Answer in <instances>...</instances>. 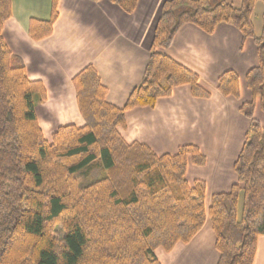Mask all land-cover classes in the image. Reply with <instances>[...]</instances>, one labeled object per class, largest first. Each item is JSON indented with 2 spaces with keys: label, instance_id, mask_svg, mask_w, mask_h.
Returning a JSON list of instances; mask_svg holds the SVG:
<instances>
[{
  "label": "trees",
  "instance_id": "obj_1",
  "mask_svg": "<svg viewBox=\"0 0 264 264\" xmlns=\"http://www.w3.org/2000/svg\"><path fill=\"white\" fill-rule=\"evenodd\" d=\"M106 1L127 15L138 4ZM257 1L264 4L241 0L235 8L224 0L166 1L142 80L124 106L106 101L107 90L89 65L72 79L84 126L59 128L47 141L35 112L46 92L28 79L21 59L9 51L2 32L12 0H0V264H160L158 249L169 253L187 244L207 219L217 264H253L257 240L264 235V122L253 116L256 102L264 114V17L259 39L252 23ZM57 5L58 0H50L48 20L30 21L32 40L51 36ZM222 24L254 41L258 65L245 76L252 100L239 110L250 125L233 166L237 181L228 192L213 195L206 208L205 184L186 180L189 164L205 162L197 147L156 156L145 145L127 144L119 129L125 128L128 111L151 109L177 87L188 86L193 98L209 99L198 77L163 51L186 25L209 35ZM217 90L238 98V76L224 72ZM93 168L97 179L78 186L74 176L84 177Z\"/></svg>",
  "mask_w": 264,
  "mask_h": 264
},
{
  "label": "crops",
  "instance_id": "obj_2",
  "mask_svg": "<svg viewBox=\"0 0 264 264\" xmlns=\"http://www.w3.org/2000/svg\"><path fill=\"white\" fill-rule=\"evenodd\" d=\"M166 1L138 0L136 9L127 15L106 0H58L52 36L35 43L27 34L29 21L49 19V0H13L3 38L23 62L28 79L40 82L45 89V101L35 108L44 138L59 126L84 125L72 79L88 65L106 88V101L117 108L124 106L142 80ZM224 1L235 8L241 5V0ZM258 32L259 27L254 26L255 36ZM163 54L197 75L209 99L193 98L188 86L175 88L153 108L127 112L125 128L119 133L126 143L145 145L156 156L174 155L182 146L197 147L205 162L202 166L189 164L186 180L205 184V203L209 205L214 194L226 193L236 183L233 165L249 127L239 109L252 100L245 76L258 65L256 46L252 39L243 40L230 25H219L209 35L186 25ZM226 71L239 78L238 100L217 91V79ZM254 115L263 119L259 112ZM214 243L207 219L189 243L178 244L169 253L158 251L156 257L160 264H217ZM253 264H264V235L257 240Z\"/></svg>",
  "mask_w": 264,
  "mask_h": 264
},
{
  "label": "rangeland",
  "instance_id": "obj_3",
  "mask_svg": "<svg viewBox=\"0 0 264 264\" xmlns=\"http://www.w3.org/2000/svg\"><path fill=\"white\" fill-rule=\"evenodd\" d=\"M12 3H13V0H12ZM49 3H50V0H49ZM11 17H12V7H11ZM263 17H264V4L261 2V1H257L255 4H254V8H253V14H252V23L254 22V25H253V30H254V26H255V28L256 27H259V32L258 33H260L259 34V36H255V38H257V39H259L260 37H261V35H262V22H263ZM11 19V18H10ZM9 19V20H10ZM255 19V20H254ZM8 20V21H9ZM31 20H37V19H30V21ZM30 21H29V23H30ZM57 21V20H56ZM56 21H55V23H56ZM55 23H54V25H55ZM54 25H53V27H54ZM28 29H29V25H28ZM28 29H27V34H28ZM3 33V32H2ZM52 34H53V31H52ZM52 34H51V36H52ZM255 35V34H254ZM28 36H29V34H28ZM51 36H49V37H47V38H44V39H41V40H32L30 37V39H31V41H33V42H35V43H38V42H41V41H43V40H46V39H48V38H50ZM4 39V38H3ZM5 41V40H4ZM6 43V42H5ZM7 45V44H6ZM167 50V49H166ZM10 51V50H9ZM11 52V51H10ZM164 52V51H163ZM12 55H14V54H12ZM150 55V54H149ZM15 56V55H14ZM17 57V56H16ZM17 58H19V57H17ZM20 59V58H19ZM149 59V58H148ZM89 66V65H88ZM87 67V66H86ZM84 69V68H83ZM82 69V70H83ZM81 70V71H82ZM77 75V74H76ZM75 75V76H76ZM222 75V74H221ZM220 75V76H221ZM74 76V77H75ZM197 76V75H196ZM219 76V77H220ZM73 77V78H74ZM218 77V78H219ZM239 79V78H238ZM218 80V79H217ZM181 87H183V86H181ZM177 88H179V87H177ZM74 89V88H73ZM247 89V88H246ZM218 91V90H217ZM74 92H75V90H74ZM172 94V93H171ZM171 96V95H170ZM169 96V97H170ZM75 97H76V95H75ZM239 97H240V89L238 90V98H236V100H238L239 99ZM233 98V97H232ZM235 99V98H234ZM158 101V100H157ZM76 102H77V99H76ZM43 103V102H42ZM257 104H256V106H255V109H254V113H260V115H261V117L263 118V119H258L257 118V116L255 117V115L253 114V116H254V118H256L259 122H264V114L260 111V108H259V102H256ZM156 104V103H155ZM155 106V105H154ZM243 106V104H241L240 105V108ZM77 108H78V106H77ZM137 109V108H136ZM134 110V109H133ZM240 110V109H239ZM255 110H256V112H255ZM129 112V111H128ZM240 112V111H239ZM78 113H79V110H78ZM79 115H80V113H79ZM80 117H81V115H80ZM82 118V117H81ZM246 118V117H245ZM82 120H83V118H82ZM84 121V120H83ZM37 123H38V121H37ZM84 124H85V122H84ZM249 125H250V121H249ZM38 126H39V124H38ZM66 126H69V125H64V126H59L58 128H56L50 135H48L45 139L47 140V141H50L51 140V137H52V135L54 134V133H56V131L59 129V128H62V127H66ZM74 126V125H73ZM84 126V125H83ZM76 127V126H75ZM39 128H40V126H39ZM77 128H80V127H77ZM249 128V127H248ZM40 130H41V128H40ZM41 132H42V134H43V130H41ZM247 133V132H246ZM44 136V135H43ZM128 144V143H127ZM132 144V143H131ZM200 152V151H199ZM201 154V153H200ZM235 163V162H234ZM189 166V165H188ZM234 166V165H233ZM187 171V170H186ZM234 171V170H233ZM102 174V178H106L107 177V175H106V173H101ZM234 174H235V172H234ZM83 175L84 174H80V175H75L74 176V178H75V180H76V183H77V185L78 186H80L81 188H83V187H86V186H88L90 183H88V182H86V180H90V181H94V180H96L97 179V177H98V174H97V171H96V169L95 168H93L86 176H84L83 177ZM236 176V175H235ZM236 181H237V178H236ZM195 182V181H194ZM193 182V183H194ZM192 183V184H193ZM192 184H190V185H192ZM215 195V194H214ZM209 205H210V203H209ZM209 205L206 203V208H208L209 207ZM243 208H244V200H243V197H241L240 199H239V204H238V210H239V218L241 217V214H242V211H243ZM210 221V220H209ZM206 222V221H205ZM205 224V223H204ZM204 226V225H203ZM203 228V227H202ZM201 228V229H202ZM211 229H212V227H211ZM212 232H213V230H212ZM197 235V234H196ZM195 235V236H196ZM213 235H214V233H213ZM194 236V237H195ZM193 237V238H194ZM192 238V239H193ZM191 239V240H192ZM190 240V241H191ZM189 241V242H190ZM188 242V243H189ZM214 247H215V243H214ZM158 251H163V250H161V249H158L156 252H155V256H156V253L158 252ZM216 251V250H215ZM166 253V252H165ZM157 258V257H156ZM160 263V262H159Z\"/></svg>",
  "mask_w": 264,
  "mask_h": 264
}]
</instances>
